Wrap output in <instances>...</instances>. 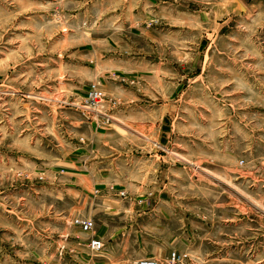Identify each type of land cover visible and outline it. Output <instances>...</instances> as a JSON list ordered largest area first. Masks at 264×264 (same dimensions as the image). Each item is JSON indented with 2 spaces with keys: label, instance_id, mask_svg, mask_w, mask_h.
Segmentation results:
<instances>
[{
  "label": "rangeland",
  "instance_id": "rangeland-1",
  "mask_svg": "<svg viewBox=\"0 0 264 264\" xmlns=\"http://www.w3.org/2000/svg\"><path fill=\"white\" fill-rule=\"evenodd\" d=\"M92 139L133 149L111 230L148 258L74 226ZM0 264H264V0H0Z\"/></svg>",
  "mask_w": 264,
  "mask_h": 264
},
{
  "label": "crops",
  "instance_id": "crops-1",
  "mask_svg": "<svg viewBox=\"0 0 264 264\" xmlns=\"http://www.w3.org/2000/svg\"><path fill=\"white\" fill-rule=\"evenodd\" d=\"M147 134L150 133H146V135L143 136V138H145L146 140L148 139ZM110 135H111L110 137H112V134ZM92 142L94 143V139H92ZM92 142H90V144ZM90 147L91 145L87 146V151L92 152L91 158L95 156L96 162H94L93 164V169L90 167L91 165L90 162L88 169H86L88 173L84 174V172H82L83 174L81 173L80 177L83 175L81 180L84 184L87 183L86 186L87 189L92 186L98 188L97 189L98 202L102 205L103 211L105 212V214L109 215V217L108 218L104 217L102 221L99 218H96V220L100 224L99 225L100 229L95 230L93 235L92 234L86 235L81 230L72 226V224L71 226L79 230L85 236H87L86 238L89 237L85 242L86 245L84 246L87 247V249H89L91 253L94 252H92V250L90 249L89 244L92 239H98L101 240L105 245L104 249L100 252L102 253L101 255H105L107 253L104 258H107L109 260H116L117 258H121L123 260L120 261H124L128 258H136V257L148 258L150 253H148V251L146 250L140 249L139 245L141 242L138 241L137 239V234L142 232L143 230H136L135 227L134 228L132 227L134 230H130V229L111 230L112 222L110 219L112 218V216L110 215V213L119 215L121 214L122 211H128L129 215L130 216L132 215V218H134V220L137 219V209L135 204L118 198L120 196L116 192H112L109 190V188L111 187H113L114 189L122 188L121 186H123V184L119 183L121 176L117 174H119L121 170L125 171L126 165H127V169L128 166L129 168L132 166V163L129 161V159H127L126 156H129L133 151V149L130 148V146L117 148L106 143L103 144V147L100 146L98 149L97 141H96V145L95 143L92 145V151L90 150ZM100 149L105 150L106 153L101 155ZM145 150H146L145 154L147 155H149L148 151H150V157L147 158L145 157V160H143V164L145 163V165H151L153 163L160 162L162 165L163 163L162 161L164 162L167 161L163 152H158L157 150L154 151L153 148H146ZM135 151L137 152V148H135ZM143 169L145 170V172L148 171L149 173L151 172V168H147V166H145V168L143 167ZM85 175L87 176V178L85 177ZM139 179H140V184H138L137 186L149 187L152 186L153 184V178L147 174L143 178L142 176H139ZM137 186H134L132 184V186L130 187L136 188ZM114 207L116 208L114 209ZM58 221L59 218L55 216L54 225L58 224ZM96 225H97L96 227H98V224ZM63 230H67L65 224H63ZM144 231L146 232L150 230H144ZM120 235H128V239H124ZM68 237L69 236L67 235L66 237L63 238L68 239ZM115 238L117 239L119 238L120 243H118L117 241L112 243L115 240ZM138 250H139V256H137Z\"/></svg>",
  "mask_w": 264,
  "mask_h": 264
},
{
  "label": "built area",
  "instance_id": "built-area-1",
  "mask_svg": "<svg viewBox=\"0 0 264 264\" xmlns=\"http://www.w3.org/2000/svg\"><path fill=\"white\" fill-rule=\"evenodd\" d=\"M74 226L79 228L84 234H92L96 228V224L92 219L77 218L74 220ZM90 249L94 253H99L104 249V243L98 239H92L90 244ZM173 259H177V255L173 256Z\"/></svg>",
  "mask_w": 264,
  "mask_h": 264
},
{
  "label": "bare ground",
  "instance_id": "bare-ground-1",
  "mask_svg": "<svg viewBox=\"0 0 264 264\" xmlns=\"http://www.w3.org/2000/svg\"><path fill=\"white\" fill-rule=\"evenodd\" d=\"M84 108V107H83Z\"/></svg>",
  "mask_w": 264,
  "mask_h": 264
}]
</instances>
